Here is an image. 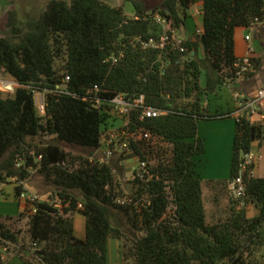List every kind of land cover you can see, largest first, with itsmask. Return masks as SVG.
Masks as SVG:
<instances>
[{
  "label": "trees",
  "instance_id": "trees-1",
  "mask_svg": "<svg viewBox=\"0 0 264 264\" xmlns=\"http://www.w3.org/2000/svg\"><path fill=\"white\" fill-rule=\"evenodd\" d=\"M198 3L203 6L202 36L181 44L170 38L164 49L147 46L152 40L159 43L165 33L179 37L187 11ZM132 4L134 17L101 0H52L38 19L26 22L17 11L8 15L12 35L0 38V72L19 87L14 97L0 99V182L15 180L20 200L23 184L36 170L54 189L48 200L26 202L17 218L28 219L32 248L37 245L27 264H110L112 240L122 242V264H264V176L246 175L240 194L258 210L255 217L231 201L213 223L204 199L209 184L221 192L237 191L243 156L264 140V126L236 121L228 180L203 186L198 172L205 154L199 121L231 118L233 112L212 115L203 97L236 81L235 32L264 21V0ZM158 19L167 21V32ZM260 66L255 58L247 78ZM95 86L100 99L144 96L146 106L169 111L143 122L138 110L129 117L128 131L151 134L121 157L151 162V177L134 178L131 193L116 165L91 161L104 134L115 127L110 106L98 107V100L88 96ZM37 92L44 94L45 116L38 112ZM43 137L53 142L35 143ZM73 149L88 151L89 157L74 155ZM115 212L127 219L133 236L143 235L125 242ZM77 214L86 219L85 239L74 235ZM13 220L0 219V236L15 244L18 236L8 224Z\"/></svg>",
  "mask_w": 264,
  "mask_h": 264
},
{
  "label": "rangeland",
  "instance_id": "rangeland-1",
  "mask_svg": "<svg viewBox=\"0 0 264 264\" xmlns=\"http://www.w3.org/2000/svg\"><path fill=\"white\" fill-rule=\"evenodd\" d=\"M52 0H0V6H14L18 12L19 19L26 22L31 19H38L45 11L46 6ZM105 4L118 8L123 7L125 12L131 16H135V8L132 4V0H101ZM187 13H189L187 11ZM189 15V14H188ZM186 27H184L179 33V38L187 40L196 36V28L193 24H189L187 21ZM189 24V25H188ZM189 26V27H188ZM264 28V27H263ZM262 35V34H261ZM259 35L260 49L264 50V37ZM10 77L9 75L5 78ZM4 79V78H3ZM206 74L202 75L201 84L202 87H206ZM229 85H222L218 92L219 97L211 95L210 97H203V103L211 102L212 109H209L210 114L214 115L218 112L225 113L233 111V109H225L232 105L231 92L227 89ZM17 89V88H15ZM227 90V91H226ZM39 97H43L44 94L37 92ZM4 98H7L5 96ZM228 99V100H227ZM222 101L224 109L217 108L216 103ZM229 105V106H228ZM215 106V108H214ZM233 113V112H232ZM121 120L116 122V125H121ZM236 135V119L233 117L226 119H211L199 121V137L204 141L205 154L201 158V164L199 165L198 172L203 180V186L207 183H214L218 181L228 180L231 172L232 152L234 138ZM53 142L52 138L43 137L35 140V143L39 146H43ZM74 155L83 156L88 158L89 152L85 150H70ZM263 160L259 163L255 170V177L264 176V144L262 146ZM153 163V162H152ZM112 164L117 166L121 171V177L124 181V189L127 193L132 192L131 181L135 172L133 168L137 167V162L134 158L121 160V157L116 156ZM120 174V172H119ZM3 188V197L0 198V219L6 220L7 218H13L14 220L8 222L10 228L18 236V241L15 244L7 245V251L1 252L9 261H22L21 264L31 263L33 261L34 249L30 241L28 233V219L17 220L21 212L25 209L26 202L24 200H18L15 195L16 182L13 179H9ZM26 195L36 194L42 200H48L52 196L54 189L51 185L47 184L44 177L40 175L36 170L31 171L30 179L23 184ZM242 196L232 187L228 193L221 192L219 189H213V186L209 184L205 187L204 199L208 210L209 220L216 222L218 219L225 215L230 202L238 201V208L245 206L248 213V217L252 218L258 215V210L251 204H245L242 201ZM235 206V205H233ZM114 223L120 224L125 232V242L134 239L136 236L141 237L143 234L135 232L136 236L132 234V230L127 222V219L115 212ZM74 235L78 239H85L86 236V219L81 214H77L74 220ZM109 261L111 264H122V242L112 240L109 246ZM13 263V262H12ZM8 264V263H6Z\"/></svg>",
  "mask_w": 264,
  "mask_h": 264
},
{
  "label": "built area",
  "instance_id": "built-area-1",
  "mask_svg": "<svg viewBox=\"0 0 264 264\" xmlns=\"http://www.w3.org/2000/svg\"><path fill=\"white\" fill-rule=\"evenodd\" d=\"M159 24L163 27V30L167 32L170 26L166 20L158 19ZM257 27H264V21L260 22L257 20L253 23L248 29V34L245 37L246 42L248 43L247 53L246 55L240 59V61L236 64L237 69V78L236 81H243L247 79L248 73L254 70V59H255V46L252 41L251 33ZM203 29H196V36L203 35ZM170 38L178 41L179 44L182 43V39L177 37V34L174 32L172 36H169L165 33L160 42L156 43L155 41H151L147 46L156 49H164L165 45L169 42ZM183 51V49H182ZM112 60L116 63L119 58L113 57ZM70 80L69 77L66 78V82ZM3 83L2 78H0V84ZM234 83V82H233ZM10 87V88H9ZM7 89H12L11 86L6 85ZM101 89L99 86H95L91 91H89L88 96L91 99H97L98 107L103 104H108L110 106V110L108 113L115 119V127L110 128L103 136L102 146L96 152L95 156L91 158V161L98 160L102 164L110 165L112 164L113 159L116 156L122 157L124 153L131 154V144L138 143L143 139H150L151 134L148 132H130L127 130L129 125V117L133 114L135 110L140 111V121L143 122L147 119L158 118L165 116L169 113V111L161 110L157 108H153L150 106H146L145 97H132L128 98L124 94H120L113 98L112 100L106 101L99 98V94ZM97 97V98H96ZM236 101V109L232 113V117L236 119L237 122L246 121L250 124H261L264 126V86L258 89L256 96L254 98L246 97L241 93H236L235 96ZM36 106L38 112L41 116L46 115V104L45 97H39L37 94L35 95ZM121 120L122 124L116 125V122ZM264 144V140L262 142L258 141L254 143L253 148L250 152L246 153L243 156L242 166H241V175L236 179L235 186L237 187V192L239 194H244L246 190L245 185V177L248 176L249 179L256 178L255 170L259 163L263 160L262 155V146ZM40 159V158H39ZM134 160L137 162V167L133 168L135 171L133 173L134 178L136 177H151L150 166L151 162L144 161L140 156L134 157ZM127 160H125L126 162ZM133 178V179H134ZM5 184L0 182V198L3 197V188ZM41 198L36 194L26 195L23 193L20 196V200H24L25 202H36ZM11 244L10 242L4 240L0 236V264H3L6 261V257L1 254V252L7 251V245ZM37 245L33 244L34 251L36 250Z\"/></svg>",
  "mask_w": 264,
  "mask_h": 264
},
{
  "label": "crops",
  "instance_id": "crops-1",
  "mask_svg": "<svg viewBox=\"0 0 264 264\" xmlns=\"http://www.w3.org/2000/svg\"><path fill=\"white\" fill-rule=\"evenodd\" d=\"M119 7L120 6L118 5V8ZM11 11H16V8L14 6H11V7L6 6V5L0 6V38H8V37H11V35H12L11 30L7 27L8 15ZM188 12L189 13H187V21L189 22V24L190 23L193 24L196 29H198V28L203 29V6H202V4L198 3L194 6H192L188 10ZM247 34H248V32L245 29H237L235 32V53L239 59L243 58L247 53L248 43L245 40V37ZM259 35L264 37V28L263 27H257L251 33L252 41H253V44H254L255 49H256L255 58L261 61L260 69L258 70V72H256V75L251 79L247 78L243 81H237V82H234L231 84L230 83L227 84V85H229L227 87V89H229L231 92L230 98H231L232 105L231 106L228 105L229 107H224L223 102L220 101V102H217L215 105V106H217V108L219 107V109H222L224 107L225 109H229V110L234 108L233 109V111H234L237 107L236 101L234 98L236 93H241V94L245 95L246 97L254 98L256 96L258 89H260L264 86V50L260 49V39H259L260 37H259ZM5 76H7V74L0 72V78H2V80H3V83L0 84V99H5L4 98L5 96H7V98L8 97H14L15 92H16L15 88L19 87V84L12 77L5 78ZM6 85L11 86V88L13 86V88L11 90L7 89ZM219 95L220 94L218 93L216 96L219 97ZM215 106H214V108H215ZM204 107H207L211 110L212 109L211 102H209V101L205 102ZM6 263H8V264H21L22 261H15V260L9 261L8 259H6V261H4L3 264H6Z\"/></svg>",
  "mask_w": 264,
  "mask_h": 264
}]
</instances>
